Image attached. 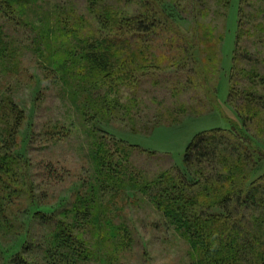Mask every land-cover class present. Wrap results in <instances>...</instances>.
Listing matches in <instances>:
<instances>
[{
    "label": "rangeland",
    "instance_id": "1",
    "mask_svg": "<svg viewBox=\"0 0 264 264\" xmlns=\"http://www.w3.org/2000/svg\"><path fill=\"white\" fill-rule=\"evenodd\" d=\"M101 2L130 15L140 9L136 0ZM15 3L29 24L9 23L7 33L19 53L9 57V51L0 52V152L12 153L23 175L0 180V264H17L13 258L21 251L42 261L60 220L96 251V259L83 264H192L187 240L148 197L137 189L122 192L97 184L89 158L93 139L86 132L96 124L138 145L130 152L134 167L152 178L176 166L184 171V153L193 137L223 128L226 139L238 146L225 149L229 165L219 159L212 167L208 162L210 168L230 176L229 166L237 187L261 181L264 109L247 103L243 91L264 95V0H153L167 24L133 40L140 53H121L126 62L135 55L128 69L147 67L137 77L136 89L122 86L120 93L109 92L107 84L95 88L94 78L80 74L79 65L61 66L58 56L64 53H46L44 43H38L40 32L62 15L70 23L84 16L98 29L88 0ZM254 73L255 82L249 78ZM106 93L110 102H121L111 122L92 111L87 99ZM252 151L255 158L249 157ZM204 171L208 175L211 169ZM192 173L199 176L196 167ZM82 201L92 211L108 208L102 216L126 226L119 230L132 236L126 248L107 240L111 226L110 231L98 230L88 220L91 215L78 214ZM244 211L242 223L253 231L252 217L264 213V205L249 202Z\"/></svg>",
    "mask_w": 264,
    "mask_h": 264
},
{
    "label": "trees",
    "instance_id": "2",
    "mask_svg": "<svg viewBox=\"0 0 264 264\" xmlns=\"http://www.w3.org/2000/svg\"><path fill=\"white\" fill-rule=\"evenodd\" d=\"M88 1L91 4L90 10L98 20V29L93 30L91 22L84 16H78L77 22L70 23L69 16L62 15L61 20L57 19L54 24H48L44 31L40 32L38 43H44L46 53H64L58 56L61 66L65 67V62L79 65L80 74L87 72L94 78L92 85H95V88L107 84L110 86L109 92L116 93L121 92L122 86L136 89L137 77L147 66H138L141 69L137 68L136 71L135 68L128 69L127 64L134 63L131 59H134L135 55L132 54L130 61L126 62L121 53H140L139 44L134 46L133 40L152 33L162 23L167 24L165 14H162L153 0H146L149 5H144L143 0H136L140 9L134 15L124 13L112 4L101 2L103 0ZM15 5V0H0V52L2 54L9 51V57L19 53V49L7 33L8 24L13 25L15 21V25L29 24L20 10L14 8ZM254 75L255 73L249 77L253 82L258 76ZM78 78L80 79L79 76ZM82 81L91 85L90 81ZM261 81H264V77ZM207 91L210 93L208 88ZM243 94L246 102L252 107L264 109V95L250 91H243ZM87 99L92 111L95 109L97 113H102L110 122L116 104H121L118 100L110 102L109 93L96 99ZM86 133L93 139L90 143L89 158L93 162L94 171L97 172L94 179L97 184L103 189L110 188L122 192L127 188L137 189L148 197L174 226L176 232L187 240L193 254L192 264H264V213L252 217L253 231L242 223L244 210L249 202L264 205V199L261 197V192L264 191V175L261 176V181L252 183L248 188L244 183L237 187V181L233 182L235 174L229 166L227 170L230 171V176L216 169V166L210 168L208 162H211L212 167L215 160L219 159L229 165L230 157L226 156L225 149L228 145L238 146V143H231L226 139L223 128L205 130L193 137L184 153V171L176 166L171 170L161 171L152 178L134 167L130 152L139 150L138 145L117 139L96 124ZM140 151L151 152L145 149ZM254 156L255 152L249 155L250 158H255ZM16 166L18 163L12 153L0 152V180L5 179L7 182L13 177L23 175L19 174ZM193 167H196L199 176L192 173ZM204 169H211L210 174L207 175ZM6 192L8 193V189L5 195ZM93 202L94 200H89L90 205ZM86 203L87 201H82V207H77L75 210L79 213H76L82 214L83 217L91 215L88 220L98 230L110 231L108 226H111L113 231L109 233L107 240L113 239L117 249L126 248L132 241V236L127 231L119 232L120 228L122 231L126 226L113 225L106 216H102V213L107 215L108 208L103 207L101 211L100 206L98 211H92ZM51 233V240L42 251V261L36 257L28 258L26 253L21 251L14 255V262L83 264L96 259V251L65 222H57ZM103 236H106L105 232ZM28 251L30 250L26 252Z\"/></svg>",
    "mask_w": 264,
    "mask_h": 264
}]
</instances>
